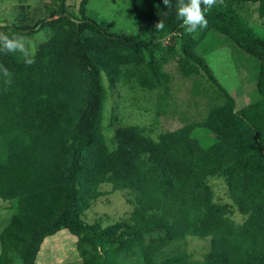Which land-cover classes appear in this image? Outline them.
Here are the masks:
<instances>
[{
	"label": "trees",
	"instance_id": "16d2710c",
	"mask_svg": "<svg viewBox=\"0 0 264 264\" xmlns=\"http://www.w3.org/2000/svg\"><path fill=\"white\" fill-rule=\"evenodd\" d=\"M66 1L58 0L57 19L27 27L6 20L0 27L25 36L52 30L31 66L19 54H0L13 74L10 86L0 79V199L11 217L0 234V264H13L12 254L36 264L44 242L62 231L77 238L82 264H123L119 255L158 264L170 246L190 237L208 238L209 252L176 264H264V36L229 6L257 3L264 18V0H225L192 34H181L175 0L171 9L163 0H131L135 35L108 30L91 14L90 0L72 17ZM207 32L258 62V99L242 109L199 53ZM176 34L175 44L165 45ZM171 63L194 80L208 110L221 101L231 112L187 121L156 140L155 127L106 125L109 93L119 85L159 92L160 110L172 105ZM213 178L224 179L230 203L215 201ZM104 184L134 193L128 219L88 223Z\"/></svg>",
	"mask_w": 264,
	"mask_h": 264
},
{
	"label": "rangeland",
	"instance_id": "374dc122",
	"mask_svg": "<svg viewBox=\"0 0 264 264\" xmlns=\"http://www.w3.org/2000/svg\"><path fill=\"white\" fill-rule=\"evenodd\" d=\"M81 2L82 0L66 1L70 16H80ZM229 6L238 12L259 35L264 36V18L260 17L257 3L229 2ZM60 8L61 3L58 0H0V23H5L8 20L18 26H34L41 20L57 19L59 17L57 12L60 11ZM88 8L94 18L114 34L135 35L139 31L131 0H90ZM12 31L13 29H8L6 32ZM2 32L5 33V31ZM40 33L43 34V39L37 42V50L40 45L51 38L52 30L46 27ZM182 33H186V31L184 30ZM178 37H180L179 34L170 36L165 41V45H174ZM198 50L213 68L218 80L235 98L237 110L258 99L255 90L258 62L254 58L245 55L229 40L214 32L206 33L205 40ZM166 71L173 76L172 105L160 110L159 92L143 91L139 88L131 89L119 85L109 93L105 108L106 125L112 124L113 128L149 127L151 129L155 127L151 136L156 140V135L159 132L178 130L187 121H201L205 118L212 120L231 112L232 108H226L221 101L208 110V99L195 94L194 80L182 77L178 73L175 63L169 64ZM113 128L110 127L107 130L108 140L115 131ZM205 140L209 143L211 138ZM210 184L214 189L216 202L230 203L224 179L213 178ZM102 191L105 195L86 214L88 223L93 224L103 220L104 225L107 226L128 219L134 207L127 203V199L134 198V193L129 190L114 191L109 184H104ZM8 207L9 204L0 199V216L4 215L7 222L10 218L7 213ZM232 218L239 223L244 220L239 213H235ZM76 242L77 238L68 231H62L48 238L41 248L36 264H82ZM1 250L0 242V253ZM209 250L210 241L208 238L190 237L170 246L158 264H164L163 262L166 260L172 264L189 260L199 261ZM118 258L123 264H143L141 257L133 261L125 259L122 255H119ZM12 259L13 264H23L17 254H12Z\"/></svg>",
	"mask_w": 264,
	"mask_h": 264
},
{
	"label": "clouds",
	"instance_id": "9594fccd",
	"mask_svg": "<svg viewBox=\"0 0 264 264\" xmlns=\"http://www.w3.org/2000/svg\"><path fill=\"white\" fill-rule=\"evenodd\" d=\"M224 3L225 0H175L176 16L180 21V27L189 34L206 28L208 26L206 14ZM163 4L168 9L172 8V0H163ZM156 28L163 29L164 23L160 21L156 24ZM42 39V33H38L35 37H28L19 33L9 35L0 31V54H19L25 65L31 66L36 62L37 42ZM12 75L6 66L0 64V79L6 86L13 83Z\"/></svg>",
	"mask_w": 264,
	"mask_h": 264
},
{
	"label": "crops",
	"instance_id": "0c3cea01",
	"mask_svg": "<svg viewBox=\"0 0 264 264\" xmlns=\"http://www.w3.org/2000/svg\"><path fill=\"white\" fill-rule=\"evenodd\" d=\"M10 220H11V217L9 218L8 222L6 221V217H3V216L0 217V234H1L2 230L9 224Z\"/></svg>",
	"mask_w": 264,
	"mask_h": 264
},
{
	"label": "water",
	"instance_id": "95a60500",
	"mask_svg": "<svg viewBox=\"0 0 264 264\" xmlns=\"http://www.w3.org/2000/svg\"><path fill=\"white\" fill-rule=\"evenodd\" d=\"M5 25V23H0V27H4Z\"/></svg>",
	"mask_w": 264,
	"mask_h": 264
}]
</instances>
